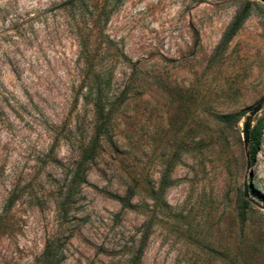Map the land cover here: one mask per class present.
<instances>
[{
  "label": "rangeland",
  "instance_id": "obj_1",
  "mask_svg": "<svg viewBox=\"0 0 264 264\" xmlns=\"http://www.w3.org/2000/svg\"><path fill=\"white\" fill-rule=\"evenodd\" d=\"M0 264H264V0H0Z\"/></svg>",
  "mask_w": 264,
  "mask_h": 264
},
{
  "label": "trees",
  "instance_id": "obj_2",
  "mask_svg": "<svg viewBox=\"0 0 264 264\" xmlns=\"http://www.w3.org/2000/svg\"><path fill=\"white\" fill-rule=\"evenodd\" d=\"M82 47L86 52V48L87 45L85 43H82ZM86 57V56H85ZM93 88H95V90L93 91L94 93V98H93V107L95 108V112L100 120L99 123V131L100 129L103 128L105 120H106V116L107 114L104 113V109H103V99H104V95H103V91L100 88V85H98V83L96 81H93L90 90H89V95H91V92L93 90ZM91 91V92H90ZM251 139L252 141H256V134L251 135ZM252 151V154L254 153V149L253 147H251L250 152ZM86 157V155L84 156ZM89 158V156H87V159ZM90 159V158H89ZM78 177V176H77ZM133 196L132 192L127 193L124 197H119V196H112L115 200H117L122 208H133V205L131 204V198ZM246 203V202H245Z\"/></svg>",
  "mask_w": 264,
  "mask_h": 264
},
{
  "label": "water",
  "instance_id": "obj_3",
  "mask_svg": "<svg viewBox=\"0 0 264 264\" xmlns=\"http://www.w3.org/2000/svg\"><path fill=\"white\" fill-rule=\"evenodd\" d=\"M259 107H255L253 108L250 112H249V116H253L257 111H258ZM249 122H245L243 124V143H247L248 140V135H249Z\"/></svg>",
  "mask_w": 264,
  "mask_h": 264
}]
</instances>
